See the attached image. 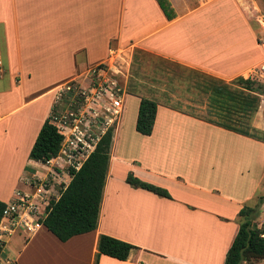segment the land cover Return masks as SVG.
<instances>
[{
	"label": "crops",
	"instance_id": "crops-1",
	"mask_svg": "<svg viewBox=\"0 0 264 264\" xmlns=\"http://www.w3.org/2000/svg\"><path fill=\"white\" fill-rule=\"evenodd\" d=\"M168 1L176 14L171 20L156 0H0V201L26 190V178L46 174L29 153L49 117L52 101L44 100L52 89L63 79H82L120 50L150 52L225 83L256 74L253 66L263 59L258 26L242 0H203L195 7ZM225 9L234 15L231 23L204 20ZM38 75L43 80L35 83ZM140 98H124L97 228L61 243L80 242L71 251L55 247V264H94L100 235L136 248L125 261L99 255L97 264H224L242 221L239 211L263 195V97L250 119L254 136L158 103L152 133L142 135L135 130ZM128 174L166 189L170 198L130 186ZM257 225L264 227V217ZM20 237L13 258L8 246ZM37 237L61 242L44 225L32 233L15 230L3 238L0 260L25 264L23 254Z\"/></svg>",
	"mask_w": 264,
	"mask_h": 264
},
{
	"label": "trees",
	"instance_id": "trees-1",
	"mask_svg": "<svg viewBox=\"0 0 264 264\" xmlns=\"http://www.w3.org/2000/svg\"><path fill=\"white\" fill-rule=\"evenodd\" d=\"M156 2L168 20L175 18V11L168 0H156ZM135 52L138 51L135 50ZM135 56L134 54L133 62ZM188 78L193 80L194 89L209 96L211 110L208 116L204 117L205 121L236 133L254 136L256 130L251 127L250 119L258 109L259 96L237 91L232 88V84L243 90L258 92V95L261 85L243 77H237L231 83H225L195 70H189ZM156 109L155 100L140 98L135 123V130L138 133L146 136L152 133ZM249 131L254 134H249ZM112 136L113 131H108L83 166L78 171H70L71 180L59 198L51 203L47 215L41 220L42 225L61 242H66L73 236L91 232L98 226ZM61 139L57 129L46 119L30 150L29 159L45 162L55 156ZM125 181L134 188H141L160 197L170 198L166 189L144 182L132 174H128ZM263 202L264 194L256 198L255 205L244 206L239 211L242 221L226 253L224 264H241L244 260H264V228L259 227L255 222L257 209ZM5 206L6 204L0 201V219ZM135 248L120 239L100 235L94 264H97L99 255L125 261ZM1 253L0 247V256Z\"/></svg>",
	"mask_w": 264,
	"mask_h": 264
},
{
	"label": "built area",
	"instance_id": "built-area-1",
	"mask_svg": "<svg viewBox=\"0 0 264 264\" xmlns=\"http://www.w3.org/2000/svg\"><path fill=\"white\" fill-rule=\"evenodd\" d=\"M260 46L264 51V35ZM101 66L98 64L89 69L82 79H68L52 89L48 120L62 137L60 147L55 156L42 162L45 176L26 178L27 189L17 190L15 199L6 204L0 219L2 251L3 238L15 230L32 233L39 229L51 203L68 185L67 178L71 180L70 171H78L104 135L117 128L123 112L125 88ZM256 73L264 76V62ZM55 186L61 191L54 198ZM0 264H12V261L6 258L0 260Z\"/></svg>",
	"mask_w": 264,
	"mask_h": 264
},
{
	"label": "rangeland",
	"instance_id": "rangeland-1",
	"mask_svg": "<svg viewBox=\"0 0 264 264\" xmlns=\"http://www.w3.org/2000/svg\"><path fill=\"white\" fill-rule=\"evenodd\" d=\"M242 1L244 2L245 10H252L254 13L253 22H255L258 26V30L256 31V40L258 42L264 34V0ZM188 3L195 7L202 6L204 2L203 0H188ZM226 11L228 10H220L217 14L211 15V17H207L204 20L215 21L214 17L218 16V21L220 23H231L234 15L233 17H230ZM199 19L200 18H194V20ZM260 49L262 51L263 59L253 66V69L256 71L259 69L261 63L264 62V52L261 47ZM135 50L136 48L127 52L124 51V49L120 50L108 61H104L103 63L99 64L102 65L101 67H104L110 77L116 79L119 84L125 88V92L127 94L134 93L140 97L155 100L158 104L169 107L175 106L177 109L183 112L191 113L192 115L201 118L206 117V115L209 114L208 112L211 110V108L209 106L210 100L208 99V95L201 94L196 89H194L192 87L193 80L188 78L189 70H192L191 68L178 62L154 55L150 52L137 49L138 52L136 53ZM134 54L136 56L133 62ZM95 66L96 65L90 66V69L94 68ZM39 77V75L36 77L35 83H38V80H43ZM251 79L261 85L259 96L264 98V76H257L256 73L253 74ZM65 80L67 79H63L59 82H63ZM236 87L237 85L232 84L233 89L240 91ZM44 101H53L52 95H49ZM122 116L123 115H121V119ZM125 121L130 122V119L127 117ZM60 191V188L55 186L53 197L55 198L57 193ZM260 206L257 209V217L255 218V222L257 224L258 218L264 217V207L260 208ZM22 240V237L15 238V240L8 246V251L13 258H15L17 253L21 250ZM58 243L60 244L54 245L47 240L43 241V239L39 237L35 238L33 242H31L29 250L23 254L22 262L25 264H55V261H53L55 258L53 257L59 254L57 248L55 247H67L69 251H71L72 247H78L80 245V242H72L67 246H61L63 245L61 244L62 242Z\"/></svg>",
	"mask_w": 264,
	"mask_h": 264
}]
</instances>
